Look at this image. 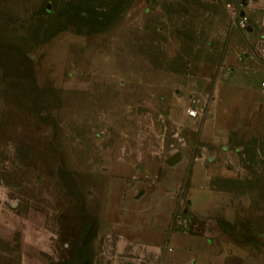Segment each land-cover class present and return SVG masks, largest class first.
<instances>
[{
	"label": "rangeland",
	"instance_id": "rangeland-1",
	"mask_svg": "<svg viewBox=\"0 0 264 264\" xmlns=\"http://www.w3.org/2000/svg\"><path fill=\"white\" fill-rule=\"evenodd\" d=\"M226 2L264 14V0H0V264H90L106 182L128 193L176 150L180 204L197 176L216 206L190 230L264 262V87L227 97Z\"/></svg>",
	"mask_w": 264,
	"mask_h": 264
},
{
	"label": "crops",
	"instance_id": "crops-1",
	"mask_svg": "<svg viewBox=\"0 0 264 264\" xmlns=\"http://www.w3.org/2000/svg\"><path fill=\"white\" fill-rule=\"evenodd\" d=\"M224 11L226 14L227 9ZM231 27L235 26L229 23L224 58L230 64L226 80L230 100L235 97L232 91L259 89V81L264 78V14L258 13L257 18L247 24L244 34L238 31L234 34L235 29ZM261 100L264 102V93ZM172 164L161 167V175L153 179L140 178L144 173L154 175L151 174L153 167L149 172L145 168L137 171L133 174V189H128V193L123 192V180L106 182L110 194L104 202L98 250L90 264H264L243 248L230 249L218 238L190 230L193 214L216 206L211 190L197 176L189 183L187 209L184 203L180 204L174 189L180 186L183 167L181 160ZM182 209L186 212L180 213Z\"/></svg>",
	"mask_w": 264,
	"mask_h": 264
},
{
	"label": "built area",
	"instance_id": "built-area-1",
	"mask_svg": "<svg viewBox=\"0 0 264 264\" xmlns=\"http://www.w3.org/2000/svg\"><path fill=\"white\" fill-rule=\"evenodd\" d=\"M225 8L227 9L229 19H230L232 24H236L241 28H245L247 26L248 19H247L246 14L244 13V11H242V10L236 11L234 5L229 3V2L225 3ZM259 86L264 87V79H261L259 81ZM191 99H193V98H191ZM197 112H198L197 109L193 108L191 105H188L186 107V114H188L190 116H195Z\"/></svg>",
	"mask_w": 264,
	"mask_h": 264
},
{
	"label": "water",
	"instance_id": "water-1",
	"mask_svg": "<svg viewBox=\"0 0 264 264\" xmlns=\"http://www.w3.org/2000/svg\"><path fill=\"white\" fill-rule=\"evenodd\" d=\"M180 155H181L180 151L176 150L172 152L167 158H165V162L168 164H172L180 158ZM14 203H15L14 201L11 202V204ZM182 211H184V209H182Z\"/></svg>",
	"mask_w": 264,
	"mask_h": 264
}]
</instances>
